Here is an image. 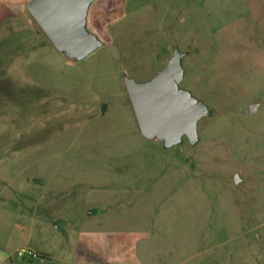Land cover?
Returning <instances> with one entry per match:
<instances>
[{
	"label": "rangeland",
	"instance_id": "rangeland-1",
	"mask_svg": "<svg viewBox=\"0 0 264 264\" xmlns=\"http://www.w3.org/2000/svg\"><path fill=\"white\" fill-rule=\"evenodd\" d=\"M30 1L0 14V264H264V0H96L82 61ZM175 49L209 114L167 147L126 80Z\"/></svg>",
	"mask_w": 264,
	"mask_h": 264
},
{
	"label": "water",
	"instance_id": "water-1",
	"mask_svg": "<svg viewBox=\"0 0 264 264\" xmlns=\"http://www.w3.org/2000/svg\"><path fill=\"white\" fill-rule=\"evenodd\" d=\"M94 1L31 0L27 8L58 51L82 61L103 46V41L87 27ZM183 57L175 49L167 67L149 82L126 80L141 133L149 139L164 140L167 147L179 144L183 136L196 144L198 121L209 114L205 103L180 88L184 78ZM257 107L258 104L251 105L250 112L254 113Z\"/></svg>",
	"mask_w": 264,
	"mask_h": 264
},
{
	"label": "built area",
	"instance_id": "built-area-1",
	"mask_svg": "<svg viewBox=\"0 0 264 264\" xmlns=\"http://www.w3.org/2000/svg\"><path fill=\"white\" fill-rule=\"evenodd\" d=\"M17 256L22 259L25 258L36 259L40 257V254L32 250L31 248H21L17 251Z\"/></svg>",
	"mask_w": 264,
	"mask_h": 264
},
{
	"label": "crops",
	"instance_id": "crops-1",
	"mask_svg": "<svg viewBox=\"0 0 264 264\" xmlns=\"http://www.w3.org/2000/svg\"><path fill=\"white\" fill-rule=\"evenodd\" d=\"M6 1H8V0H0V14H1V12H3V9H2V7L3 6H5L7 3H6ZM5 4V5H4ZM57 229H58V227H56ZM40 255H42V256H44V255H47V254H43V253H47V251H44V252H38Z\"/></svg>",
	"mask_w": 264,
	"mask_h": 264
},
{
	"label": "flooded vegetation",
	"instance_id": "flooded-vegetation-1",
	"mask_svg": "<svg viewBox=\"0 0 264 264\" xmlns=\"http://www.w3.org/2000/svg\"><path fill=\"white\" fill-rule=\"evenodd\" d=\"M168 65V64H167Z\"/></svg>",
	"mask_w": 264,
	"mask_h": 264
}]
</instances>
